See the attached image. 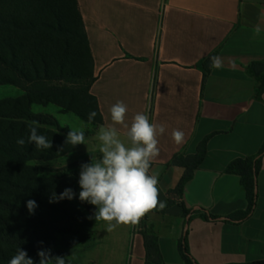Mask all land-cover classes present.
Listing matches in <instances>:
<instances>
[{
	"label": "crops",
	"instance_id": "0c3cea01",
	"mask_svg": "<svg viewBox=\"0 0 264 264\" xmlns=\"http://www.w3.org/2000/svg\"><path fill=\"white\" fill-rule=\"evenodd\" d=\"M76 2L93 61L89 94L101 117L85 144L71 153L81 163L79 172L91 157H100L99 128L113 123L109 109L123 101L129 126L136 113L165 126L150 173L158 174V199L166 207L146 213L162 264H186L184 237L194 264L263 261L264 154L254 170L255 203L245 216L249 203L241 176L225 169L237 159L255 161L264 142V95L256 97L258 83L247 71L264 61V22L259 19L264 0ZM258 24L262 31L255 35ZM213 52L223 67L210 68L204 78L201 62ZM13 90L17 96L12 98L21 96V90ZM51 105L39 110L42 105L33 104L31 112L70 120L55 105L49 111ZM114 126L130 145L126 129ZM173 129L184 132L183 143L172 140ZM202 142L203 160L181 193H174L185 169L169 162L177 154L194 155ZM96 211L87 212L73 239L63 242L67 264H144L141 229L120 225L108 232L107 222L95 220Z\"/></svg>",
	"mask_w": 264,
	"mask_h": 264
},
{
	"label": "trees",
	"instance_id": "16d2710c",
	"mask_svg": "<svg viewBox=\"0 0 264 264\" xmlns=\"http://www.w3.org/2000/svg\"><path fill=\"white\" fill-rule=\"evenodd\" d=\"M69 3L76 13L80 44L83 45L82 58L90 75L85 97L91 105L86 104L84 110H89L88 107H91L92 111L96 112V119L93 122L98 125L101 123V117L97 103L89 94V88L94 80L89 44L77 2L69 0ZM50 5V0H0V86H13L22 91L19 97L0 100V264H8L18 248L25 250L34 264H39L38 251L53 247L56 234L69 233L74 224L82 221L80 213L69 204V199L56 202L60 204L58 207L53 202H49L53 193L59 196L66 188L72 189L70 185L63 180L37 178L32 175L33 170L27 165L31 161L60 158L77 148V145L72 144L66 149L62 147L60 140L66 143L65 139L42 128L54 126L55 120L51 116L33 114L31 105L52 104L64 112H73L80 118L89 120L88 117L59 102L54 93L58 90L56 87L42 90L39 88L43 80H54L50 73L55 69L58 58L57 48L45 31L51 27L45 23L46 12ZM69 34L71 36L69 40L72 42L69 47H72L76 42L75 31L69 30ZM212 56H216V52L211 53L201 62L204 78L210 71ZM247 71L258 83L255 95L260 98L264 95V61L253 63ZM67 92L73 95V92ZM47 93L51 94L47 95ZM33 122L38 134L44 135L51 141L50 149H36L34 144L27 142L30 134L29 125ZM21 137L26 141L24 146L16 143ZM262 154H264V142L255 161L251 158L237 159L225 169L228 173L241 176L249 203V208L243 216L250 212L255 203L253 177ZM204 155L205 143L202 142L194 155L177 154L172 157L169 165L185 169L174 193H181L184 184L191 179L193 171L200 165ZM72 176L79 178L78 174ZM28 200H34L38 205L32 214L27 209ZM203 217L206 220L213 219L208 215ZM140 223L145 249L144 264H162L157 238L151 229L146 228V214L140 219ZM181 256L186 264H194L188 255L185 237ZM65 264H67L66 260ZM252 264H264V260Z\"/></svg>",
	"mask_w": 264,
	"mask_h": 264
},
{
	"label": "clouds",
	"instance_id": "9594fccd",
	"mask_svg": "<svg viewBox=\"0 0 264 264\" xmlns=\"http://www.w3.org/2000/svg\"><path fill=\"white\" fill-rule=\"evenodd\" d=\"M259 19L264 22V8L260 9ZM262 31L258 24L254 28V34ZM210 67L220 69L223 61L219 56L210 57ZM234 67V65H233ZM111 125L101 126L97 133V139L101 142L99 158L91 157L90 163L81 165L79 174V199L96 207L95 220L107 222V231L111 232L120 225L135 226L148 212L166 207L165 202L158 199V174H151L152 162L159 155L158 137L164 134L165 126L150 122L145 113H136L129 126L126 123L128 107L123 101H117L110 109ZM96 112L88 114L89 121L93 120ZM29 125L27 142L34 144L36 149H50L52 143L44 135L38 134L37 127ZM114 125H121L126 129V137L130 145H126L120 139V132ZM184 132L173 129L171 138L176 144L184 142ZM16 143L24 146L23 137ZM73 146L85 144V135L82 130H71L66 138V144ZM74 197L72 189L66 188L57 196L52 194L49 202H58L65 198L71 200ZM38 207L36 201L28 200L27 209L30 214ZM39 264H65V257H53L51 250H40ZM8 264H34L25 250L20 248Z\"/></svg>",
	"mask_w": 264,
	"mask_h": 264
},
{
	"label": "rangeland",
	"instance_id": "374dc122",
	"mask_svg": "<svg viewBox=\"0 0 264 264\" xmlns=\"http://www.w3.org/2000/svg\"><path fill=\"white\" fill-rule=\"evenodd\" d=\"M50 1L51 5L48 6L49 9H47L45 23L52 28L49 27V29H46L45 31L49 35V40L57 48L56 53L58 58L56 60L55 69L50 73V76L53 77L54 80H43L41 83L42 86H39V88L42 90L47 87H56L58 90L54 93L59 102L64 104L65 107L69 106L74 111L88 117V114L92 112V108L88 107L89 110H84V107H86V104L88 106L91 105V102L85 97V90L90 81V75L88 73V67L82 58L83 45L80 44V30L77 24L76 13L72 5L69 3V0ZM69 30L75 31L74 38L76 39V42L72 47H69L70 44L72 45V42L69 40L71 37ZM67 91L73 92V95H70ZM20 93L22 95V92ZM48 94L49 93H47V95ZM15 96H17V94L14 92L13 86H0V100ZM47 107L49 108V111L53 110L52 105ZM46 109L47 108L44 106H39V110ZM58 112L68 115L70 120H67L66 122L64 120H61L60 122L55 121L54 126L42 128L61 137L63 140H66L67 135L71 130H82L85 137H87L96 127V124L93 122L96 119V116L93 120L89 121L80 118L73 112H64L62 109L58 110ZM60 144L65 149L71 146V143L66 144L61 140ZM71 153L48 161H31L28 162L27 165L32 168V175L37 178L63 180L70 185L75 198L69 200V204L80 213L82 219L80 223L83 224L86 222V213L93 214L96 207L88 202H81L79 199V192L81 191L78 183L79 178L73 177L72 174H80L79 165L81 163L76 160L75 156ZM53 204L56 207L60 205L56 202H53ZM81 226L83 225L74 224L70 234L55 235L53 247L47 248L51 250V255L53 257H63V242H69L70 239H73Z\"/></svg>",
	"mask_w": 264,
	"mask_h": 264
},
{
	"label": "built area",
	"instance_id": "2783aa9c",
	"mask_svg": "<svg viewBox=\"0 0 264 264\" xmlns=\"http://www.w3.org/2000/svg\"><path fill=\"white\" fill-rule=\"evenodd\" d=\"M140 224H141V223H140V221H139V223H138L137 225L133 226V229H134V230H140V229H142V226H141Z\"/></svg>",
	"mask_w": 264,
	"mask_h": 264
},
{
	"label": "water",
	"instance_id": "95a60500",
	"mask_svg": "<svg viewBox=\"0 0 264 264\" xmlns=\"http://www.w3.org/2000/svg\"><path fill=\"white\" fill-rule=\"evenodd\" d=\"M254 196H256V190L254 189Z\"/></svg>",
	"mask_w": 264,
	"mask_h": 264
}]
</instances>
